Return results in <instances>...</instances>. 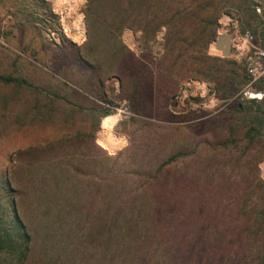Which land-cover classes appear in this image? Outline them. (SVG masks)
<instances>
[{"label": "rangeland", "instance_id": "1", "mask_svg": "<svg viewBox=\"0 0 264 264\" xmlns=\"http://www.w3.org/2000/svg\"><path fill=\"white\" fill-rule=\"evenodd\" d=\"M46 1L55 17L34 22L18 12L17 0H0V73L26 81H0V179L6 172L23 190L18 207L32 237L26 264H264V96L242 98V59L232 48L227 57L212 50L219 33L232 34L228 16L241 30L248 12L262 13L264 0H246L252 12L223 7L215 26L202 22L213 14L203 6L208 0H160L165 5L158 9V0H145L139 25L121 30L110 12L117 0H96L89 17L87 0L71 1L75 10ZM78 15L82 34L75 40L65 29L75 33ZM167 19L172 25L156 28ZM121 103L130 117L114 116L105 130V117ZM90 108L110 114L96 121L84 110ZM76 131H95L94 139L62 146L73 162L95 161L78 178L98 168L95 142L109 155L123 152L118 173L133 178V187L150 180L152 195L176 198L163 208L173 214L162 222L159 248L153 242L146 254L131 248L115 256L110 234L105 245L87 241L94 226L61 223L65 211L57 218L47 204L48 144Z\"/></svg>", "mask_w": 264, "mask_h": 264}, {"label": "trees", "instance_id": "2", "mask_svg": "<svg viewBox=\"0 0 264 264\" xmlns=\"http://www.w3.org/2000/svg\"><path fill=\"white\" fill-rule=\"evenodd\" d=\"M161 2L158 0L157 9L165 5V2ZM243 2L241 4L236 3L234 0H227L220 3L216 0H208L203 6L205 8L211 7L213 14L208 19L203 20V24L205 26L214 24L215 26L217 17L220 15L219 12L223 7L233 8L240 13L244 12L243 9L252 12V5L250 3L249 5L246 0H243ZM144 3L145 0L114 1L110 12L114 13L118 30L126 26L135 28L139 25L136 17L141 14V6ZM16 4L19 6L18 12L26 16L29 15L34 22H45L48 18L52 20L55 17L51 6L46 0H17ZM96 4V0H87V8H89L87 17L97 13L94 10ZM105 6L106 8L110 7L109 4ZM247 14L246 19H243V30L246 29L244 26H250L253 22L252 14H249V12ZM172 21V19H167L166 22L162 21L156 25V28L162 25H170L168 23L172 25ZM147 25L148 20H146ZM142 28L144 29V25H142ZM62 39L65 38L62 37ZM217 60L220 62L225 61L219 58ZM0 81L18 85L26 84L25 80L2 73H0ZM245 81L247 82L246 74ZM257 89H260V86H257ZM98 97L101 101L109 103L101 94H98ZM260 107L261 105L257 106L259 112ZM84 110L88 115H94L96 121L110 114V108H104L102 111H97L95 108ZM253 132L254 128H250L247 130V135L251 136ZM87 136L94 139L95 131L87 132L86 136L85 133L76 131L74 134L61 136L49 142L47 148L50 152L51 146L52 151L49 167L52 171L50 187L53 193H50L49 197H45L47 204L50 205V208H53L57 218L60 212L65 211L66 220H60L61 223L68 221V223L73 222L78 226L85 224L88 229L94 226L95 232L92 231L89 234L90 229L87 234H83L87 241L92 240V243L98 241L103 244L102 241L106 242L107 238L105 237L110 234L113 237L112 246L115 256H122L125 251L128 252L131 248L134 254H146L150 251L153 242L159 248L165 240V232L161 228L162 222L170 217V213L173 214L172 211L167 212L163 208L174 206L176 198L171 194L162 197L157 194L152 195L149 192L150 180L133 187L132 182H135L133 178L123 177L124 173L121 176L118 173L119 159L123 152L109 155L95 142H93V148L98 155V168L89 178H78L79 175H83V172L89 166L96 167V163L94 160L93 163L84 161L85 158L80 156L76 157L75 162H73V154L69 149L64 150L62 146L65 142L69 144L75 138L77 140L80 137L87 138ZM36 152L41 154L40 148ZM176 158L177 154L169 156L164 164L162 163L156 168V172L166 164L176 160ZM18 185H14L6 172L0 179V264H26L31 249L32 237L19 212L18 199L23 195V190ZM74 187L78 190L71 191ZM64 193H66V197H64ZM38 198L40 199V196ZM65 201H67V204Z\"/></svg>", "mask_w": 264, "mask_h": 264}, {"label": "built area", "instance_id": "3", "mask_svg": "<svg viewBox=\"0 0 264 264\" xmlns=\"http://www.w3.org/2000/svg\"><path fill=\"white\" fill-rule=\"evenodd\" d=\"M259 11V9H257ZM230 28L232 29L231 48L237 58H241L247 82L241 92V97L245 99L260 100L263 93L255 90V84L264 77V49L256 43L253 32L249 29L240 30L238 24L233 20L230 21ZM252 95H256L253 98ZM115 116L120 118H129L131 113L125 103L119 104L113 109Z\"/></svg>", "mask_w": 264, "mask_h": 264}, {"label": "crops", "instance_id": "4", "mask_svg": "<svg viewBox=\"0 0 264 264\" xmlns=\"http://www.w3.org/2000/svg\"><path fill=\"white\" fill-rule=\"evenodd\" d=\"M262 13L261 14H258V13L257 14L256 13L252 14V16H253V22H252V24L250 26H245V28L247 27V28H250L253 31H255L254 36H255L256 43H258L264 49V8H263ZM226 16H228V15H226ZM230 21H232V19L228 16L227 17V24L225 23V25L227 27L230 25ZM224 28H226V27H224ZM241 30H243V29H241ZM257 86H260V89H257ZM255 88H256L255 90L257 92L263 93V96H264V77L262 78V80H261L260 83H258V84L256 83L255 84ZM97 143L98 144L99 143L101 144L100 136L97 139ZM110 145L106 146L105 148H109ZM102 147H104V146H102Z\"/></svg>", "mask_w": 264, "mask_h": 264}, {"label": "bare ground", "instance_id": "5", "mask_svg": "<svg viewBox=\"0 0 264 264\" xmlns=\"http://www.w3.org/2000/svg\"><path fill=\"white\" fill-rule=\"evenodd\" d=\"M55 1V3L59 6H65V5H70L72 10H75V5L71 4V1L77 2L78 0H53ZM80 23H81V16L78 15L74 21V23L72 24V29L74 30V34L71 33V30H69V27L66 25V32L68 33L69 36H71L73 39L78 40L80 39L82 34V31L80 30ZM82 40V39H81ZM212 50H214V46L212 47ZM253 98H256V95H252ZM115 115H110L105 117L104 121H103V128H105V130H109L111 127V124L114 122L115 120ZM113 125V124H112ZM105 140V133L102 132L101 136H100V141H104Z\"/></svg>", "mask_w": 264, "mask_h": 264}, {"label": "water", "instance_id": "6", "mask_svg": "<svg viewBox=\"0 0 264 264\" xmlns=\"http://www.w3.org/2000/svg\"><path fill=\"white\" fill-rule=\"evenodd\" d=\"M232 34L229 31L219 33L214 39L215 49L221 51L222 56L227 57L231 54Z\"/></svg>", "mask_w": 264, "mask_h": 264}]
</instances>
